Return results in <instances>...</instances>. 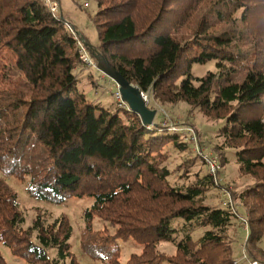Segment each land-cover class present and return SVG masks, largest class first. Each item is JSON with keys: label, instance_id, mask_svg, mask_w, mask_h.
<instances>
[{"label": "trees", "instance_id": "trees-1", "mask_svg": "<svg viewBox=\"0 0 264 264\" xmlns=\"http://www.w3.org/2000/svg\"><path fill=\"white\" fill-rule=\"evenodd\" d=\"M98 2L96 46L116 70L144 93L185 100L222 123V148L235 149L240 170L256 179L240 197L251 214L249 254L264 263V0ZM75 33L46 0H0V242L30 264H79L67 216L47 223L38 214L24 227L7 180L29 178L40 200L94 199L80 246L101 264H235L227 231L239 219L203 202L214 176L191 174L192 158L173 170L164 163L167 143L191 149L187 134L146 125L127 104L112 111L89 99L75 73ZM209 62L216 71L194 75ZM174 172L182 182L170 181ZM95 216L115 233L95 230ZM197 228L205 231L194 239ZM177 232L176 253H162L160 241ZM120 240L140 253L122 262ZM0 264H9L1 253Z\"/></svg>", "mask_w": 264, "mask_h": 264}, {"label": "rangeland", "instance_id": "rangeland-1", "mask_svg": "<svg viewBox=\"0 0 264 264\" xmlns=\"http://www.w3.org/2000/svg\"><path fill=\"white\" fill-rule=\"evenodd\" d=\"M49 2L52 9H55L54 13L63 16L70 25L75 27L78 38L82 40L84 49L89 55H91L90 46L98 49L96 46L100 42V28L96 20L100 9L98 0H49ZM209 71H216L215 62L198 64L193 67V73L197 77H203ZM75 73L79 78L80 90L84 91L89 99L95 103H101L112 111L119 107L120 101L117 99L119 86L114 79L97 67L87 65L83 59L80 66L75 69ZM144 94L149 109L156 110L154 119L156 124H161L165 127L164 129L176 133L187 134V136L191 134V130H194L198 138L200 153L192 145H190L191 149L185 151L179 150L172 143L164 145L162 151L167 156L164 163L173 170L177 169V166L186 158H192L194 163L191 166V174L197 173L200 176L210 172L206 157L215 160L220 165L216 173V186L205 193L203 202L211 206H224V201L232 198L239 214L247 219L249 230L240 221H236L227 231L229 244L234 246L235 264H264L261 260L251 258L249 254L247 241L251 231V214L240 197L244 190L256 182V179L240 170L235 149L222 148L224 140L218 135L222 123L214 121L202 110L185 100L166 102L157 98L154 92ZM223 155H227V161ZM169 179L172 183L183 181V178L176 172ZM7 181L18 192L19 204L25 215L24 227L32 225L38 214H41L47 223L61 216H67L74 229L70 239L71 251L77 257L79 264H101L91 259L80 246L81 233L86 227L84 212L86 208L92 206L93 198L73 196L64 203L57 204L32 197L27 190L29 178L25 180L10 178ZM176 222L175 225H180V222ZM93 228L95 230L107 229L111 234L116 230L108 221L99 216H95ZM204 231V228H197L193 232V238L198 239ZM182 239L183 234L177 232L171 239L160 241L158 249L164 254L174 255ZM119 244L122 249V262H126L132 253H140L142 249L133 240H120ZM0 253L9 264H30L2 242H0ZM56 253V249L51 250L52 256H56Z\"/></svg>", "mask_w": 264, "mask_h": 264}, {"label": "water", "instance_id": "water-1", "mask_svg": "<svg viewBox=\"0 0 264 264\" xmlns=\"http://www.w3.org/2000/svg\"><path fill=\"white\" fill-rule=\"evenodd\" d=\"M90 52L97 61L98 69L117 82L122 99L129 109L138 113L146 125H156L154 122L156 110L149 109L145 94L139 86L127 80L121 72L116 70L111 61L99 49L90 46Z\"/></svg>", "mask_w": 264, "mask_h": 264}, {"label": "built area", "instance_id": "built-area-1", "mask_svg": "<svg viewBox=\"0 0 264 264\" xmlns=\"http://www.w3.org/2000/svg\"><path fill=\"white\" fill-rule=\"evenodd\" d=\"M46 2L48 4H50L49 0H46ZM53 10H55V9L53 8ZM76 36L78 38L77 34H76ZM83 45L84 44L82 43V40L78 38V47H79V50L81 52V57H82L84 63H86L87 65L93 66V67H97L95 59L91 55L88 54L86 49H84ZM117 99H119L120 103L126 104L123 101V99H122L120 91H118ZM186 139H188L193 144V146L196 148L197 152L200 153L201 150L199 148L198 138H197L196 132L194 130H191V134H189L186 137ZM206 162H207V164L209 166L210 173L214 176L215 181L217 183V180H216V178H217L216 176L217 175H216V173H217L220 165L215 160H212V159H210L208 157H206ZM223 205H224V207L229 208L230 210H232L235 213V215L237 216V218L239 219V221L243 225H245L247 230H249V223H248L247 219L239 214L238 209H237L236 205L234 204L232 198L231 199H226V201H224Z\"/></svg>", "mask_w": 264, "mask_h": 264}]
</instances>
